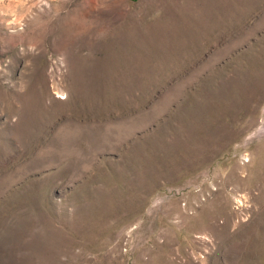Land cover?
<instances>
[{"label":"rangeland","instance_id":"rangeland-1","mask_svg":"<svg viewBox=\"0 0 264 264\" xmlns=\"http://www.w3.org/2000/svg\"><path fill=\"white\" fill-rule=\"evenodd\" d=\"M0 264H264V0H0Z\"/></svg>","mask_w":264,"mask_h":264}]
</instances>
